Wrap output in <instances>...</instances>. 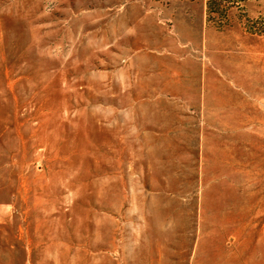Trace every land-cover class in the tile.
<instances>
[{"label":"rangeland","instance_id":"1","mask_svg":"<svg viewBox=\"0 0 264 264\" xmlns=\"http://www.w3.org/2000/svg\"><path fill=\"white\" fill-rule=\"evenodd\" d=\"M0 0V264H264V0Z\"/></svg>","mask_w":264,"mask_h":264},{"label":"trees","instance_id":"2","mask_svg":"<svg viewBox=\"0 0 264 264\" xmlns=\"http://www.w3.org/2000/svg\"><path fill=\"white\" fill-rule=\"evenodd\" d=\"M244 0H207L206 6L208 10L217 9L221 4H237Z\"/></svg>","mask_w":264,"mask_h":264}]
</instances>
